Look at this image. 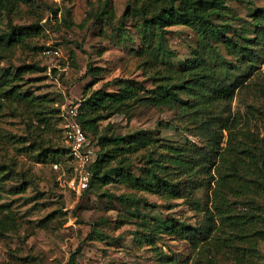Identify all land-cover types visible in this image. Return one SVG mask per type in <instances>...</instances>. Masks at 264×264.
Returning a JSON list of instances; mask_svg holds the SVG:
<instances>
[{
  "label": "rangeland",
  "instance_id": "rangeland-1",
  "mask_svg": "<svg viewBox=\"0 0 264 264\" xmlns=\"http://www.w3.org/2000/svg\"><path fill=\"white\" fill-rule=\"evenodd\" d=\"M105 7H112L111 22L99 18ZM55 8L57 19L51 15ZM228 10L226 34L252 37L251 17L256 12L264 13V0H230ZM40 16L43 30L29 46L0 59V73L23 62L47 67L26 72L17 80L22 90L37 97L34 101L2 98L6 104L0 107V163L8 168L0 181V216L9 210L16 223L0 235V264H170V258L192 264L195 251L184 238L152 233L149 243L137 237L149 235L152 224L163 219L192 227L203 224V211L188 201L198 198L203 205L212 203L218 176L209 189L200 183L206 179L205 167L210 164L214 171L219 153L227 145V130L223 129L227 121L236 122L232 130L237 139L248 143L251 137H264V46H258V55L237 58L216 41L213 43L218 53L207 55L209 47L202 45L194 29L175 24L163 31L161 43L167 54L161 58L156 45L147 46L144 41L141 19L132 9V0L19 1L9 17L2 15L0 31L7 29L8 19L27 22ZM154 41L158 44L156 38ZM47 45L58 46L61 55H43L41 51ZM197 52L216 75L226 72L230 75L226 80L236 77L247 83L236 88L229 104L211 102L209 109L196 112L198 98L194 90H185L179 93L182 100L171 105L143 98L128 100L121 110L100 121L102 132L126 135L139 129L151 135L153 143L127 156L128 167L140 174L147 156L158 159L162 171L168 173L173 194L166 188L157 193L118 182H94L89 190L77 195L59 183L51 158L40 159L37 154L41 146L65 145L56 123V108L99 86L115 89L119 78L137 85L143 97L152 94L166 69L188 68ZM37 116L47 117L46 122ZM170 146L175 147L174 153ZM173 156L184 161L179 164L171 160ZM229 181L224 192L233 212L243 213L249 205L264 207V193L257 195L250 188H241L242 178L237 175L230 176ZM122 193L136 199H121L117 195ZM229 248L249 255L240 242ZM258 248L261 258L248 264H264V241ZM215 264L236 262L219 251Z\"/></svg>",
  "mask_w": 264,
  "mask_h": 264
},
{
  "label": "trees",
  "instance_id": "trees-1",
  "mask_svg": "<svg viewBox=\"0 0 264 264\" xmlns=\"http://www.w3.org/2000/svg\"><path fill=\"white\" fill-rule=\"evenodd\" d=\"M19 1L29 0H0V19L2 15L9 17ZM230 0H132V9L136 11L143 26L141 33L147 46H155L161 58H165L167 51L163 48L161 39L166 26L183 24L191 27L197 33L203 46L209 47L207 55L217 54V48L213 42H222L229 53L235 54L237 58H243L255 54L258 46H264V13L256 12L251 17V24L254 31L252 37L226 34V28L230 24L229 19ZM51 15L57 19V8L51 11ZM108 22L113 17L112 7H106L99 15ZM42 17L27 22H14L8 19L7 29L0 31V59L10 57L15 49L22 46H29L32 38L36 37L43 30ZM120 26V20L116 27ZM157 43H152L154 39ZM241 40H238V39ZM155 42V41H154ZM254 51V52H253ZM202 53V52H201ZM257 55L259 53H256ZM203 55L195 53L189 61L186 69L168 68L166 73L159 78L163 79L157 85L152 94L142 96L139 87L123 78L117 79V88L105 89L99 86L89 94L80 98L78 118L82 129L90 140L91 146L95 149L97 157L92 164V176L89 190L94 182L106 184L110 182L123 183L137 190L150 192H165L168 189L170 194L174 191L172 183L167 178V172L162 171V165L158 159L146 157L147 165L140 174H135L128 167L127 156L139 151L147 144L154 142L151 135L143 130H133L126 135L102 132L100 121L109 118L117 113L128 100L144 99L157 104H173L182 100L181 91H192L197 96L198 104L194 111L201 112L209 109L211 102L229 104L235 96L236 88L244 82V79L236 77L225 78L230 75H216V70L206 65ZM47 67L40 66L36 62H23L14 67L13 70L6 69L0 73V107L6 102L2 98H9L23 103L34 101L37 97L29 93L27 89H21L17 80L26 72L45 70ZM55 71V68L52 69ZM175 79H177L175 81ZM246 86L247 83H243ZM58 112L57 124L61 120V108ZM39 112V111H35ZM38 120L46 122L47 117L37 116ZM48 123V122H47ZM236 122L227 123L223 129L227 130V145L219 153V158L214 171L211 166L205 167V181L202 186L209 189L212 187V180L215 176V186L212 188L213 200L210 206L203 205L198 198H189V203L204 213V222L200 227L186 226L178 220L163 219L156 221L150 227L149 235H138V239L144 237L152 242V233L174 234L184 238L195 251V258L192 264H215L216 253L222 251L231 257L236 264H248L249 261L261 258L258 245L264 241V207L261 205H249L243 213H235L232 210L231 201L227 200L225 188L230 186V176L237 175L242 178L241 188H250L253 194L264 193V137L253 138L248 143L237 139L232 128ZM244 133V132H243ZM91 134L92 137L89 135ZM240 142H244L241 144ZM214 145L221 148L218 143ZM38 151L40 159L51 158V165L57 161L63 164L62 167L70 171L69 147H43ZM172 153L175 147H169ZM244 152L243 155L238 152ZM178 153V152H176ZM233 156V157H232ZM173 161L179 164L184 161L180 157H172ZM66 160V161H65ZM116 160L111 165L109 162ZM66 163V164H64ZM241 167V172L238 168ZM8 167L0 163V181L7 173ZM53 168V167H52ZM56 172L57 170L53 168ZM166 188V189H164ZM121 199H136L127 194H118ZM134 198V199H132ZM141 198V197H138ZM16 219L11 211H6L0 216V235L15 226ZM96 233L97 230L93 229ZM151 234V235H150ZM151 236V237H150ZM234 242L244 244L248 249V256L230 249ZM170 264H182L175 258H170Z\"/></svg>",
  "mask_w": 264,
  "mask_h": 264
},
{
  "label": "built area",
  "instance_id": "built-area-1",
  "mask_svg": "<svg viewBox=\"0 0 264 264\" xmlns=\"http://www.w3.org/2000/svg\"><path fill=\"white\" fill-rule=\"evenodd\" d=\"M45 56H60L62 51L58 46L47 45L42 49ZM80 100L76 99L62 105L60 133L65 145L69 147L72 167L66 172L60 162H53L52 167L58 171L57 179L60 184L80 195L89 186L92 176V164L97 154L91 146L90 140L81 127L78 118Z\"/></svg>",
  "mask_w": 264,
  "mask_h": 264
}]
</instances>
